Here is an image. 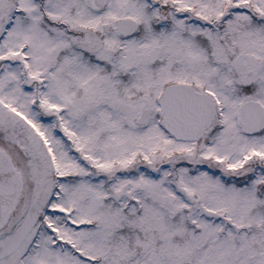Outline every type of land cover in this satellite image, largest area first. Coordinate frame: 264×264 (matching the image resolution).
<instances>
[{
	"label": "snow or ice",
	"instance_id": "obj_1",
	"mask_svg": "<svg viewBox=\"0 0 264 264\" xmlns=\"http://www.w3.org/2000/svg\"><path fill=\"white\" fill-rule=\"evenodd\" d=\"M0 264H264V0H0Z\"/></svg>",
	"mask_w": 264,
	"mask_h": 264
}]
</instances>
